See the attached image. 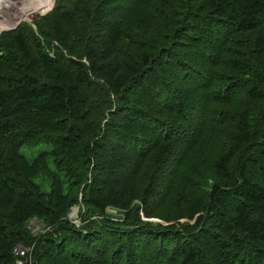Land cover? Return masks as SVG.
<instances>
[{
	"label": "trees",
	"instance_id": "1",
	"mask_svg": "<svg viewBox=\"0 0 264 264\" xmlns=\"http://www.w3.org/2000/svg\"><path fill=\"white\" fill-rule=\"evenodd\" d=\"M19 245L264 264V0H55L1 33L0 264Z\"/></svg>",
	"mask_w": 264,
	"mask_h": 264
},
{
	"label": "rangeland",
	"instance_id": "2",
	"mask_svg": "<svg viewBox=\"0 0 264 264\" xmlns=\"http://www.w3.org/2000/svg\"><path fill=\"white\" fill-rule=\"evenodd\" d=\"M3 1H10V2H12V0H3ZM51 3H52V5H51ZM54 4H55V0H45V7L46 8L43 11H40V12H38V9L32 10V12H34L35 14H32L31 17H28L27 16V17H24L22 19H18V17L17 18H14V16H13L12 18H6L4 20H0V34L3 33V32L13 31V30L17 29L20 26V24H22V23L33 24V22H36L41 17H43L47 13H49L53 9ZM7 12H9V11H7ZM33 27L36 28V25H33ZM53 45L57 46L58 43L57 42H53ZM49 149L50 148H48L46 146H39V147L24 146L21 149V152L27 158L32 159L35 156H37L41 151H43V150H49ZM35 181H36V183H38V184H40L42 186V188H43L44 191H48L49 190V185L45 181H43V178L42 177L37 178ZM108 210H109L108 211L109 214H112L114 216H117L118 215V212L116 210H114V209H108ZM68 219H69V215H68ZM154 221L155 222H160V220H158V219H154ZM33 246L35 247V245H33ZM24 259H27V262L30 261V260L33 261V256L31 255L30 257H24ZM18 260L19 259H17V262H18Z\"/></svg>",
	"mask_w": 264,
	"mask_h": 264
},
{
	"label": "bare ground",
	"instance_id": "3",
	"mask_svg": "<svg viewBox=\"0 0 264 264\" xmlns=\"http://www.w3.org/2000/svg\"><path fill=\"white\" fill-rule=\"evenodd\" d=\"M45 8V0H12V2L0 0V20L12 18L13 16L14 18L18 17V19H22L27 16L31 17L32 14H35L32 10L38 9V12H40ZM18 259L24 263H28L27 259H24V257H18Z\"/></svg>",
	"mask_w": 264,
	"mask_h": 264
},
{
	"label": "built area",
	"instance_id": "4",
	"mask_svg": "<svg viewBox=\"0 0 264 264\" xmlns=\"http://www.w3.org/2000/svg\"><path fill=\"white\" fill-rule=\"evenodd\" d=\"M79 207H75L69 213V219L77 226L81 225V219L79 214ZM109 210H107L108 212ZM111 211V210H110ZM29 229H31V233L34 237L40 236L41 234L46 233L49 229L45 227L43 224H39L37 221L33 222ZM34 246L24 247L23 245H19L15 248L14 254L16 257H30L33 253ZM17 264H34L32 260L28 261V263H24L19 260Z\"/></svg>",
	"mask_w": 264,
	"mask_h": 264
}]
</instances>
